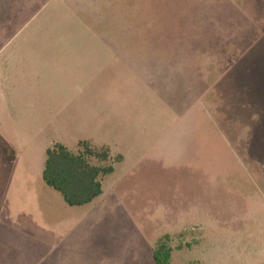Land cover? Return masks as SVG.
Returning <instances> with one entry per match:
<instances>
[{
  "label": "rangeland",
  "instance_id": "1",
  "mask_svg": "<svg viewBox=\"0 0 264 264\" xmlns=\"http://www.w3.org/2000/svg\"><path fill=\"white\" fill-rule=\"evenodd\" d=\"M63 1L74 13L91 12L99 4L98 0ZM108 5L155 16L160 25L203 26L219 21L225 31L235 25V30L240 28L234 42L238 46L233 48L231 35L225 34L223 51L228 54H214L220 64L214 68L228 69L239 47L241 80L218 82L216 70L208 65V79L201 82L203 94H192L194 104L188 112L167 121L166 107L142 88L131 70L110 75L105 61L91 58L88 49H49L42 60L43 73L38 68L34 72L33 96L28 98L33 107L14 113L0 110V137L9 142L8 150L21 156L16 169L32 170L35 179L40 172V193L61 198L41 179L46 150L54 144L73 155L85 154L91 166L112 168L99 180L103 201L114 194L111 204L118 207V215L106 217L101 207L95 210L98 197L90 205L74 208V217L81 222L66 230L93 236L91 249L98 251L95 264H154L152 254L163 264H264V0H112ZM58 12L65 16L62 9ZM167 14L166 20L161 19ZM53 22L49 21V29L55 27ZM192 35L199 47L201 34ZM40 39L51 43L92 37L33 32L32 40ZM32 63L40 64V59ZM243 66L252 73L243 72ZM41 75L42 86L37 80ZM105 88L123 91L122 116L116 108L120 103L107 104L117 97L76 94ZM121 117L128 126L123 128L129 136L126 145L114 124ZM173 131L175 142L161 144L159 163L152 166L137 159L145 152L143 142L164 137L167 143L174 138ZM102 143L112 149L106 161L95 157L107 150ZM86 150L91 154L86 155ZM115 150L128 151L130 159L121 164ZM3 165L8 164L0 161ZM85 211L94 218L88 227Z\"/></svg>",
  "mask_w": 264,
  "mask_h": 264
},
{
  "label": "crops",
  "instance_id": "2",
  "mask_svg": "<svg viewBox=\"0 0 264 264\" xmlns=\"http://www.w3.org/2000/svg\"><path fill=\"white\" fill-rule=\"evenodd\" d=\"M98 2V7L91 12L74 13L61 0L60 2L59 0L56 2L0 0V110L2 112L14 113L19 112L21 107L24 109L33 107L28 98L33 96L34 72L38 68V72L43 73L42 60L48 57L49 49H88L91 58L105 61L106 71L110 75L118 74V71L127 74L131 70L142 88L150 90L159 104L166 107L164 120L167 121L176 120L177 115L182 117L188 112V108L194 104L192 94L196 96L203 94L201 82L208 79L206 76V72L210 70L208 65L213 66L212 71L216 70L215 79L218 82L241 80L242 54L239 47H236L234 58L228 62V69L214 68L215 63L217 67L220 66L217 60L214 61V56L225 57L228 54L223 51L225 34L231 35L229 40L232 43L235 42V38H239L240 28L235 30V25L232 24L228 31H225V25L219 21L213 25L206 23L203 26L160 25L156 23L155 16L114 9L108 5L112 0H98ZM58 8L64 11L63 18ZM167 16L168 14L162 15L161 19L166 20ZM146 19H148L147 24H145ZM49 21H54L52 26L55 27L49 29ZM35 31L46 34L88 33L92 39L51 43L43 39L33 41ZM193 33L201 34L202 44L199 47L194 43L197 37H194ZM5 34L7 35L3 37ZM235 45L238 46L234 43L232 47L235 48ZM230 55L232 56L231 52ZM34 58H39L40 64L33 65ZM253 64V68H256L255 58ZM130 65L135 68H130ZM248 67L251 68L250 62ZM244 71L252 73L253 69L248 70L243 66ZM107 78L111 80V77ZM37 80L42 86V75ZM76 94L93 98L117 97L118 100L109 101L107 104L112 106L120 103L116 108L121 110L117 113H120V116L125 113L123 112L125 95L122 90L113 91L112 88L92 89L86 92L78 90ZM39 96L42 98V91ZM151 102L154 103L152 100ZM109 113H112L111 110ZM114 124L120 135L124 137L121 144L126 145L129 136L123 128L128 126L122 122V117ZM175 132H172L174 137L172 141L168 139L167 143L164 137L154 139L153 142L151 140H147L148 143L143 142L145 152H141L137 159L150 162L152 166L155 162L159 163L161 144L174 143ZM167 135H170V132L164 136ZM7 142L0 137V161L8 164L7 167L4 165L0 167V264H95L98 251L95 248L91 249L90 241L93 240V236L87 232L66 231L74 229V226L81 222L79 216L74 217L75 207L68 206L62 197L59 198L55 194L40 193L42 189L40 172L35 179L32 170L16 169L15 162L20 160L21 156L12 149L8 150L10 145ZM100 146H104L112 157L110 146L103 143ZM115 151L114 153L121 157V164L130 159L128 151ZM152 174L155 175L154 172ZM103 191L104 189L101 188L94 209L101 207V213L106 217L117 216L118 207L111 204L114 194L103 201ZM93 201L77 207H85ZM84 214L86 215L83 220L84 225L88 227L93 223L94 218L91 219L90 211H85Z\"/></svg>",
  "mask_w": 264,
  "mask_h": 264
},
{
  "label": "trees",
  "instance_id": "3",
  "mask_svg": "<svg viewBox=\"0 0 264 264\" xmlns=\"http://www.w3.org/2000/svg\"><path fill=\"white\" fill-rule=\"evenodd\" d=\"M87 154H91L86 150ZM108 150L95 154L101 161L108 159ZM112 172L110 166L99 168L91 166L85 154L73 155L57 143L46 150V160L42 171L43 182L60 194L70 207L83 206L101 194L99 178ZM154 264H163V259L153 255Z\"/></svg>",
  "mask_w": 264,
  "mask_h": 264
}]
</instances>
